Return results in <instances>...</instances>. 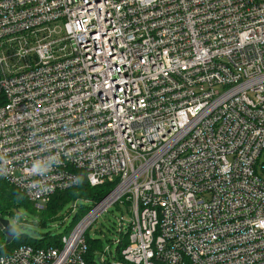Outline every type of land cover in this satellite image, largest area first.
Here are the masks:
<instances>
[{
	"label": "built area",
	"instance_id": "2783aa9c",
	"mask_svg": "<svg viewBox=\"0 0 264 264\" xmlns=\"http://www.w3.org/2000/svg\"><path fill=\"white\" fill-rule=\"evenodd\" d=\"M0 156L37 212L78 171L116 184L0 264H86L117 204L124 264H264V0H0Z\"/></svg>",
	"mask_w": 264,
	"mask_h": 264
},
{
	"label": "trees",
	"instance_id": "16d2710c",
	"mask_svg": "<svg viewBox=\"0 0 264 264\" xmlns=\"http://www.w3.org/2000/svg\"><path fill=\"white\" fill-rule=\"evenodd\" d=\"M77 175L79 177L78 186L55 193L49 204L45 207L42 212H37L34 204L23 195L17 188L8 184L4 179L0 177V218L7 219L9 216H13L17 219H21L19 214V209L23 206L27 207L28 210H34L35 213L41 218L40 224L44 225L48 221H53L57 219L58 214L63 210L65 206L70 203L77 202L78 200L91 201L94 204L101 201L105 196H107L113 188L116 186L115 183H106L100 187H92L83 171H78ZM117 204L115 206H119ZM8 207V208H6ZM86 208L81 207L76 216V223L87 213ZM64 235H58L52 237L51 235H43L37 239H31L25 234H19L12 241L11 244H6V237L0 228V255H6L12 252L14 249L22 246L28 245L34 248H48V247H61V237ZM121 243L116 245V250L114 253V258L120 263L124 264L121 257V251L127 246L128 239L127 235H120ZM87 252L84 255V260L86 264H98L100 261V255L104 254L103 246L100 240H87ZM108 255H112L109 252Z\"/></svg>",
	"mask_w": 264,
	"mask_h": 264
},
{
	"label": "rangeland",
	"instance_id": "374dc122",
	"mask_svg": "<svg viewBox=\"0 0 264 264\" xmlns=\"http://www.w3.org/2000/svg\"><path fill=\"white\" fill-rule=\"evenodd\" d=\"M72 205L73 203H70L65 206L58 214L57 219L48 221L44 225L40 224L41 218L35 211L31 209L28 210L25 206L19 209L21 219L9 216L6 220L10 222L13 228L31 239H37L43 235H51L52 237L69 235V232L75 227V219L81 207L89 210L93 207L94 203L91 201L78 200L76 202L77 209L71 213ZM33 207H35V205ZM122 219L127 226L130 220V216L127 213V206L125 204H120L119 206L114 205L110 207L107 212L103 213L87 231L86 239L100 240L103 251L106 253V255H100L101 257L98 264H122L114 258L116 241L120 236L118 232ZM109 252H111L112 255H108Z\"/></svg>",
	"mask_w": 264,
	"mask_h": 264
},
{
	"label": "clouds",
	"instance_id": "9594fccd",
	"mask_svg": "<svg viewBox=\"0 0 264 264\" xmlns=\"http://www.w3.org/2000/svg\"><path fill=\"white\" fill-rule=\"evenodd\" d=\"M62 160L58 155L46 157L42 160H34L31 167L28 169L29 173L34 176L45 177L55 167H58ZM9 172L8 163L3 156H0V176H6ZM40 187V185H37Z\"/></svg>",
	"mask_w": 264,
	"mask_h": 264
},
{
	"label": "water",
	"instance_id": "95a60500",
	"mask_svg": "<svg viewBox=\"0 0 264 264\" xmlns=\"http://www.w3.org/2000/svg\"><path fill=\"white\" fill-rule=\"evenodd\" d=\"M0 228L6 237V244L9 245L17 237L20 232L10 225V222L4 218H0Z\"/></svg>",
	"mask_w": 264,
	"mask_h": 264
}]
</instances>
